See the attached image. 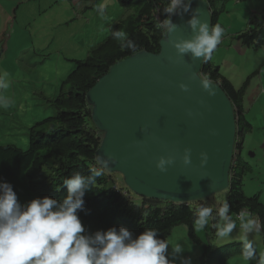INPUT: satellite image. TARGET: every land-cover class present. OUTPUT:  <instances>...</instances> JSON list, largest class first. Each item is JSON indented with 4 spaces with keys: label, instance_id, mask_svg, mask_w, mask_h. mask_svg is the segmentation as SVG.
I'll return each instance as SVG.
<instances>
[{
    "label": "trees",
    "instance_id": "obj_1",
    "mask_svg": "<svg viewBox=\"0 0 264 264\" xmlns=\"http://www.w3.org/2000/svg\"><path fill=\"white\" fill-rule=\"evenodd\" d=\"M205 1L209 4L211 24L214 25L221 24L220 15L226 12V2L264 0ZM118 2L128 12V16L113 24L110 29L122 28L126 31L138 45L136 53L145 51L158 54L160 41L165 35L162 30L156 28V24L165 18L163 8L167 0H118ZM85 10L86 8L82 13H85ZM221 26L224 28L222 24ZM227 38L255 50L264 48V8L250 16L243 31L226 35L222 39ZM136 53L121 51L109 30V35L92 49L87 59L75 61V69L61 83L60 93L52 102L55 114L30 127L29 148L23 150L15 145L0 146V181L12 185L22 205L45 196L62 202L67 195L63 180L75 172L85 177L90 174V169L95 166V154L104 134L98 131L92 122V108L87 102V93L113 65ZM263 68L264 62L238 87L223 75L220 66L212 60L203 63L200 72V75L209 76L213 82L221 86L236 114L234 157L225 200L230 205L234 219L241 210L247 209L258 217L262 224L264 203L261 201V195L249 197L243 191L244 179L253 173L249 162L242 157V149L244 140L253 130L247 110L244 108V98ZM113 174L115 173L106 171L97 179L95 185L90 186L83 197L84 207L77 215L85 227V234H92L97 230L106 231L111 227L117 229L124 227L135 238L146 228H155L158 231V238L167 240L174 228L184 225L188 238L203 251L201 264H225L232 258L241 257V243H230L222 248L218 247L213 252L209 245L196 235L193 228L195 209L201 204L207 206L213 196L189 204H174L137 196L139 202L136 203L129 197L128 191L125 192L118 187ZM223 202H217V198H214L212 204L215 207L214 213ZM144 213H148V216L144 217ZM237 224L239 225V221ZM208 231L215 233L211 228ZM261 234L264 244V231ZM251 264H257L256 260L251 261Z\"/></svg>",
    "mask_w": 264,
    "mask_h": 264
},
{
    "label": "water",
    "instance_id": "obj_2",
    "mask_svg": "<svg viewBox=\"0 0 264 264\" xmlns=\"http://www.w3.org/2000/svg\"><path fill=\"white\" fill-rule=\"evenodd\" d=\"M202 9L201 19L211 23L209 4L192 0ZM205 13V14H204ZM190 16H173L179 27L160 41V51L134 54L113 65L87 93L91 119L104 134L97 155L113 156L109 173L123 177L135 195L174 204L208 199L229 188L234 157L236 114L224 90L216 86L209 96L200 86L203 63L177 57L170 41L189 39L185 23ZM188 85V91L179 88ZM191 149L192 163L180 157ZM208 154L200 167L199 154ZM174 156L166 172L155 167L160 156Z\"/></svg>",
    "mask_w": 264,
    "mask_h": 264
},
{
    "label": "clouds",
    "instance_id": "obj_3",
    "mask_svg": "<svg viewBox=\"0 0 264 264\" xmlns=\"http://www.w3.org/2000/svg\"><path fill=\"white\" fill-rule=\"evenodd\" d=\"M200 3L204 4L205 0H200ZM95 11L101 20L107 19L106 4H99ZM163 14L165 18L156 24V28L166 36L179 27L173 22V16H190L185 23L192 32L191 38L170 41L177 57L189 56L191 60L202 63L212 59L225 36L221 24L213 25L209 20L201 19L202 9L192 8V0H167ZM110 35L118 42L121 51H138L137 43L122 28L110 29ZM196 78L209 96L215 95L216 86L209 76L198 75ZM9 86L8 73L0 72V108H7L11 103L4 95ZM179 88L185 92L189 90L184 83ZM191 157V149L185 148L180 159L187 166L192 163ZM174 162V156H160L155 161V167L160 172H166ZM115 163L116 159L111 155H97L95 166L88 176L75 172L65 178L63 186L67 188V195L62 202L45 196L22 205L12 185L0 181V264H177V261L179 264H192L190 256L182 255L190 248L179 242L172 245L168 240L158 238L155 228H146L135 238L124 227L85 234V227L77 215L84 207L83 197L99 177L112 170L111 166ZM207 163L208 154L201 152L200 167H205ZM143 215L147 217L148 213ZM194 215L195 231L210 227L215 230L216 237L229 242L239 221L242 261L251 264L256 260L257 264H264V252H260L257 258L255 241L249 238L251 235L259 236L264 231V224L247 209L241 210L234 219L225 200L215 213L211 206L201 204L196 207Z\"/></svg>",
    "mask_w": 264,
    "mask_h": 264
},
{
    "label": "rangeland",
    "instance_id": "obj_4",
    "mask_svg": "<svg viewBox=\"0 0 264 264\" xmlns=\"http://www.w3.org/2000/svg\"><path fill=\"white\" fill-rule=\"evenodd\" d=\"M102 3L107 5L106 20H101L95 11L96 6ZM226 3V12L220 15L225 36L243 31L250 16L264 8V1ZM84 8L85 13H82ZM126 16L128 12L118 0H0V72L8 73L10 86L4 95L11 100L7 108H0V146L15 145L23 150L29 148L30 127L55 114L52 102L60 93L61 83L75 69V61L87 59L92 49L109 35L110 27ZM211 60L238 87L264 62V48L255 50L242 46L239 41L222 39ZM262 85L259 75L244 98L246 110L254 102L251 95L259 86L262 89ZM247 149H243L242 157L249 162L252 173L256 175L251 173L252 176L244 179L243 191L249 197L261 195L264 203V169L258 167L256 162L260 156L249 158ZM113 177L118 187L128 191L129 197L138 203L139 199L127 188L123 177L118 173ZM226 197L225 192L216 194L209 203L206 202L207 206L214 209V198L221 202ZM208 229L196 231V235L213 252L230 243H241L238 224L231 242L220 240ZM249 238L255 241L259 257V253L264 252L262 234ZM167 240L172 245L179 242L190 248L182 255L190 256L192 264H201L203 251L188 238L186 226L174 228ZM225 264L244 262L241 257H235Z\"/></svg>",
    "mask_w": 264,
    "mask_h": 264
},
{
    "label": "crops",
    "instance_id": "obj_5",
    "mask_svg": "<svg viewBox=\"0 0 264 264\" xmlns=\"http://www.w3.org/2000/svg\"><path fill=\"white\" fill-rule=\"evenodd\" d=\"M263 71L264 70H262L261 73ZM260 75L263 81L262 89L259 86L251 95L252 99L248 97L249 100L251 99L254 101L253 104L248 106L247 109V116L253 125V130L252 133L249 134L248 137H246V139L244 140V145L248 144L247 146L245 145V147L248 148L247 153L249 158L251 156L252 157L257 155L260 156L259 160L256 161L257 166L260 167L261 169H264V98L262 95L264 94V73ZM259 100H261V102H259ZM245 147H243V149ZM261 156L263 158H261ZM262 173H264L263 170ZM253 174L256 175L255 173ZM253 177L256 178V176Z\"/></svg>",
    "mask_w": 264,
    "mask_h": 264
}]
</instances>
